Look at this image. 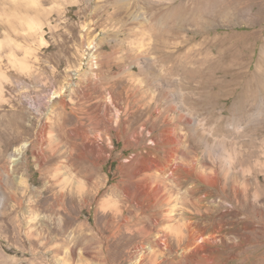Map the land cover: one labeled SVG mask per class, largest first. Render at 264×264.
<instances>
[{
	"label": "rangeland",
	"instance_id": "obj_1",
	"mask_svg": "<svg viewBox=\"0 0 264 264\" xmlns=\"http://www.w3.org/2000/svg\"><path fill=\"white\" fill-rule=\"evenodd\" d=\"M10 1L0 264H264V0Z\"/></svg>",
	"mask_w": 264,
	"mask_h": 264
},
{
	"label": "bare ground",
	"instance_id": "obj_2",
	"mask_svg": "<svg viewBox=\"0 0 264 264\" xmlns=\"http://www.w3.org/2000/svg\"><path fill=\"white\" fill-rule=\"evenodd\" d=\"M11 1H13V0H11ZM10 1V2H11ZM3 2V0H0V4ZM14 2H16L17 4H18V6L20 5H22L23 4V0H14ZM7 3V2H6ZM17 4L15 5V8H16V6H17ZM14 5V4H13ZM20 6H19V8H20ZM23 7V6H22ZM18 8V7H17ZM18 8V9H19ZM13 10H14V8H13ZM20 10L22 11V9L20 8ZM16 11V10H15ZM20 11V12H21ZM16 17H17V19H20L21 18V14L20 13H17L16 12ZM15 20H16V18H15ZM11 22H14L13 20L11 21ZM9 23V22H8ZM16 23V22H15ZM14 23V24H15ZM37 26H38V23H36V22H33V24L32 25H30V27L32 28V29H36L37 28ZM22 64V63H21ZM2 77H4V75H3V73H1L0 72V98L2 97V85H1V78ZM1 100V99H0ZM28 146V143H23L21 146H19L16 150L20 153L21 151H22V149H24V148H26ZM24 183V182H23ZM107 201V200H106ZM109 202V201H108ZM105 203V202H104ZM58 210V209H57ZM137 224H139L140 225V229L142 230H140L141 232H143V231H145L147 228H146V223H145V220H144V218L143 217H141V218H138V220H137V222H136ZM17 225V224H16ZM17 227H19V226H17ZM63 228V227H62ZM139 230V229H138ZM34 233V232H33ZM30 235V234H29ZM39 235V234H38ZM42 235V234H41ZM39 237V236H38ZM40 238V237H39Z\"/></svg>",
	"mask_w": 264,
	"mask_h": 264
}]
</instances>
